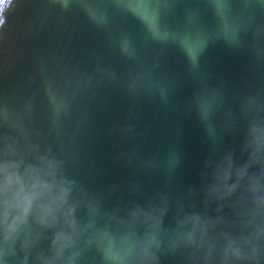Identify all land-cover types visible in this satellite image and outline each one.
I'll return each mask as SVG.
<instances>
[{"label": "water", "instance_id": "1", "mask_svg": "<svg viewBox=\"0 0 264 264\" xmlns=\"http://www.w3.org/2000/svg\"><path fill=\"white\" fill-rule=\"evenodd\" d=\"M65 2L2 1L0 102L22 106L31 97L42 130L52 115L49 99L58 113L70 105L61 130L68 171L94 192L139 183L149 195L165 187L163 175L120 158L136 148L145 158L175 148L182 155L175 190L198 186L211 145L195 114L184 111L197 87L193 63L229 98L264 88V0ZM170 87L166 104L160 94ZM128 124L142 142L114 131ZM238 143L227 136L223 147Z\"/></svg>", "mask_w": 264, "mask_h": 264}, {"label": "clouds", "instance_id": "2", "mask_svg": "<svg viewBox=\"0 0 264 264\" xmlns=\"http://www.w3.org/2000/svg\"><path fill=\"white\" fill-rule=\"evenodd\" d=\"M5 24L0 14V31ZM193 69L197 87L184 111L200 121L211 153L199 185L183 191L174 188L182 162L175 148L163 158L136 148L120 158L163 175L165 187L149 195L139 183L94 192L68 171L61 130L70 105L58 113L49 99L42 130L31 97L22 106L0 102V264H264V88L229 98ZM171 87L160 94L166 104ZM114 131L143 140L134 124ZM227 136H239L236 147H223Z\"/></svg>", "mask_w": 264, "mask_h": 264}, {"label": "crops", "instance_id": "3", "mask_svg": "<svg viewBox=\"0 0 264 264\" xmlns=\"http://www.w3.org/2000/svg\"><path fill=\"white\" fill-rule=\"evenodd\" d=\"M2 0H0V4H1Z\"/></svg>", "mask_w": 264, "mask_h": 264}, {"label": "rangeland", "instance_id": "4", "mask_svg": "<svg viewBox=\"0 0 264 264\" xmlns=\"http://www.w3.org/2000/svg\"><path fill=\"white\" fill-rule=\"evenodd\" d=\"M3 1V0H2ZM2 3V2H1Z\"/></svg>", "mask_w": 264, "mask_h": 264}]
</instances>
